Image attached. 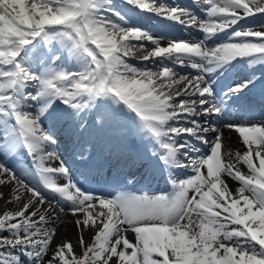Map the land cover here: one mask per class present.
<instances>
[{
	"label": "snow or ice",
	"instance_id": "obj_1",
	"mask_svg": "<svg viewBox=\"0 0 264 264\" xmlns=\"http://www.w3.org/2000/svg\"><path fill=\"white\" fill-rule=\"evenodd\" d=\"M193 8L0 0V264H264V119L255 118L257 108L264 116V0H193ZM154 18L165 31L152 30ZM250 18L257 26L243 23ZM175 25L202 36L169 38ZM135 58L160 63L142 68ZM233 71L239 79L221 88ZM86 115L113 132L99 158L95 145L78 153L97 183H139L147 171L171 191L98 195L80 184L88 175L58 148L61 133L83 136ZM121 121L146 134L151 151L125 156ZM224 129L243 151L225 144ZM55 206L74 218L81 254L70 241L52 247Z\"/></svg>",
	"mask_w": 264,
	"mask_h": 264
},
{
	"label": "bare ground",
	"instance_id": "obj_2",
	"mask_svg": "<svg viewBox=\"0 0 264 264\" xmlns=\"http://www.w3.org/2000/svg\"><path fill=\"white\" fill-rule=\"evenodd\" d=\"M166 43V41H165ZM130 63L136 65L137 67H140V61L138 59H131ZM159 61H154L153 64L155 66V70H157ZM224 142L227 144L233 151H243V145L241 140L239 139L238 134L235 131H229L227 129H224ZM244 172H247L246 168L241 169ZM147 178L145 177L144 180ZM143 180V179H142ZM227 183L229 187L235 191L238 187L239 184L238 182L232 180L231 178H228ZM5 193H7V189H3ZM9 209L12 208L11 205L7 206ZM5 210V202L4 200H0V212H3ZM53 217L55 218L53 221L52 226L56 227V237L54 239L52 247L55 248L56 245L60 244L61 241H70L74 246H75V251L79 255L81 254V249L79 246H77V239L80 235L78 232L75 223H74V218L70 213L66 212H60L58 209L55 207L54 211L52 213ZM93 233L91 232H85L84 237L85 240L90 241L92 238Z\"/></svg>",
	"mask_w": 264,
	"mask_h": 264
},
{
	"label": "rangeland",
	"instance_id": "obj_3",
	"mask_svg": "<svg viewBox=\"0 0 264 264\" xmlns=\"http://www.w3.org/2000/svg\"><path fill=\"white\" fill-rule=\"evenodd\" d=\"M150 64L151 63H148V62L144 63V65H145L144 68H152V69L155 68V66H151ZM153 70H155V69H153Z\"/></svg>",
	"mask_w": 264,
	"mask_h": 264
}]
</instances>
